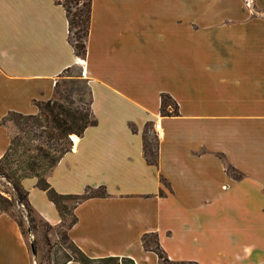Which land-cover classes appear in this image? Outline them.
<instances>
[{"label":"crops","instance_id":"0c3cea01","mask_svg":"<svg viewBox=\"0 0 264 264\" xmlns=\"http://www.w3.org/2000/svg\"><path fill=\"white\" fill-rule=\"evenodd\" d=\"M61 1L0 0V119L35 114L63 71L80 68L96 123L46 179L59 194H106L72 209L69 241L90 259L162 264L142 246L154 235L174 263L264 264V0H91L84 59ZM161 93L176 115L160 114ZM146 124L156 165L143 157ZM8 143L0 125V157ZM21 183L34 214L61 227L36 178ZM33 257L0 212V264Z\"/></svg>","mask_w":264,"mask_h":264},{"label":"trees","instance_id":"16d2710c","mask_svg":"<svg viewBox=\"0 0 264 264\" xmlns=\"http://www.w3.org/2000/svg\"><path fill=\"white\" fill-rule=\"evenodd\" d=\"M61 4L64 7L68 22V39L75 55L84 59L86 54L85 41L89 30L91 0H62ZM69 69L67 68L63 72ZM68 77V79L62 80L61 83L55 82L53 98L34 103L37 107L35 114H22L10 111L0 119V125L6 127L4 122L10 120L16 128L12 135L9 134L8 146L0 157V175L11 180L15 195L12 197V203H10L9 199L0 193V211L7 213L6 207L13 203L16 206L19 204L23 205L25 215L21 213V210L19 211L26 222L25 229L22 226L23 222L20 223L13 218L23 235L28 232H36L38 226L36 221L42 222L34 214L28 201L27 191L21 184L24 178H36L35 186L46 193L49 200L54 204L62 222L67 215L71 216V221L68 223L67 228L75 221L72 209L78 203L90 197H102L106 194L103 186H98L97 188L86 187L84 192L79 195L59 194L50 186L46 179V176L63 154L71 148L70 135L80 136L85 128L96 123L90 108L91 94L87 82L80 74L68 75ZM79 83H83V85H79ZM60 87L62 88L60 89ZM84 90H86L88 95L86 102L83 101ZM160 114L163 116L177 114L176 103L169 95L164 93L160 94ZM130 129L135 131L132 125ZM151 130V126L146 124L143 133V157L147 163L156 165L157 138ZM149 132L151 137L148 139L147 134ZM225 170L232 178L236 179L239 177L235 174L236 170L232 166L227 165ZM161 182L164 183V180L162 179ZM69 200L73 202L71 207L66 203ZM42 223L48 229L51 228L47 223ZM65 236L68 239L66 232ZM147 236L145 235L142 238L143 248L155 252L162 264H182L168 260L154 235H152V245L147 244ZM72 246L74 245L72 244ZM75 248L79 256H70L64 261L75 260L80 264L91 262L106 264L109 261L117 262L120 259L126 264H134L129 258L107 257L90 259L77 247Z\"/></svg>","mask_w":264,"mask_h":264},{"label":"rangeland","instance_id":"374dc122","mask_svg":"<svg viewBox=\"0 0 264 264\" xmlns=\"http://www.w3.org/2000/svg\"><path fill=\"white\" fill-rule=\"evenodd\" d=\"M250 1H245L244 2V7L247 9ZM80 74V68L77 66L71 67L69 70L63 72L58 78L57 81L61 83L62 80L68 79V75H76ZM79 85H83V83H79ZM62 87H60L61 89ZM88 100V95L86 90H84V95H83V101ZM4 125L7 127V130L10 135H12L15 131L16 128L13 124L12 121L6 120L4 122ZM73 135V134H72ZM148 139L151 137L150 132L147 134ZM71 138V137H70ZM151 140V139H150ZM235 174L239 176V173L235 171ZM22 184V183H21ZM0 193L4 196L7 197L10 203H12V197L15 195V191L13 190L12 187V182L10 179L5 178L4 176L0 175ZM67 205L71 207L72 201H66ZM19 205H15L14 203L11 205H8L6 207V212L10 214L9 216L12 218H15L17 221L20 223L23 222L22 226L23 229L26 227V222L22 218V215L20 213V208H18ZM1 212V211H0ZM5 213V212H2ZM5 213V214H7ZM7 214V215H8ZM71 221V216L67 215L65 219L62 222L61 227L57 229H48L46 225H44L40 221H36V224L40 226L42 233H36L33 232V238L29 240L28 233L24 234L25 240L28 244V247L33 248L34 252V257H33V264H61L65 259L68 257H78V251L74 246H72L71 242L69 239L66 238L65 232L67 229L68 223ZM46 236V237H45ZM152 235H148L146 237V243L152 245ZM45 238H47L45 240ZM34 242V244H32ZM172 262V261H171ZM182 264H197L194 262H181ZM88 264H96V262H91ZM106 264H126L124 261H120V259L117 260V262L109 261Z\"/></svg>","mask_w":264,"mask_h":264},{"label":"built area","instance_id":"2783aa9c","mask_svg":"<svg viewBox=\"0 0 264 264\" xmlns=\"http://www.w3.org/2000/svg\"><path fill=\"white\" fill-rule=\"evenodd\" d=\"M19 208H20V210H21V213H22L23 215H25V210H24L23 205L19 204ZM28 236H29V240H31V239L33 238V233L28 232Z\"/></svg>","mask_w":264,"mask_h":264},{"label":"bare ground","instance_id":"6f19581e","mask_svg":"<svg viewBox=\"0 0 264 264\" xmlns=\"http://www.w3.org/2000/svg\"><path fill=\"white\" fill-rule=\"evenodd\" d=\"M70 137H73L74 138V135H70ZM75 139V138H74Z\"/></svg>","mask_w":264,"mask_h":264},{"label":"water","instance_id":"95a60500","mask_svg":"<svg viewBox=\"0 0 264 264\" xmlns=\"http://www.w3.org/2000/svg\"><path fill=\"white\" fill-rule=\"evenodd\" d=\"M31 251L33 252V248H32V246H31Z\"/></svg>","mask_w":264,"mask_h":264}]
</instances>
